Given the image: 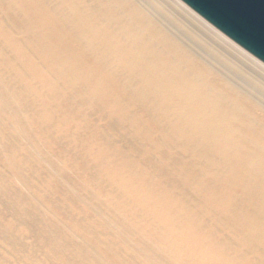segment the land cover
I'll return each mask as SVG.
<instances>
[{
	"label": "bare ground",
	"instance_id": "1",
	"mask_svg": "<svg viewBox=\"0 0 264 264\" xmlns=\"http://www.w3.org/2000/svg\"><path fill=\"white\" fill-rule=\"evenodd\" d=\"M0 264H264V63L181 0H0Z\"/></svg>",
	"mask_w": 264,
	"mask_h": 264
},
{
	"label": "water",
	"instance_id": "2",
	"mask_svg": "<svg viewBox=\"0 0 264 264\" xmlns=\"http://www.w3.org/2000/svg\"><path fill=\"white\" fill-rule=\"evenodd\" d=\"M264 63V0H181Z\"/></svg>",
	"mask_w": 264,
	"mask_h": 264
}]
</instances>
